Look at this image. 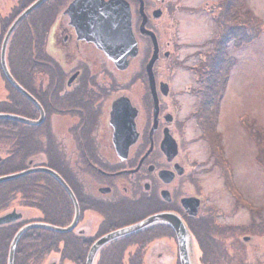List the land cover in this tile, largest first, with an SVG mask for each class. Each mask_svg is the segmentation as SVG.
Instances as JSON below:
<instances>
[{
	"label": "flooded vegetation",
	"instance_id": "1",
	"mask_svg": "<svg viewBox=\"0 0 264 264\" xmlns=\"http://www.w3.org/2000/svg\"><path fill=\"white\" fill-rule=\"evenodd\" d=\"M26 1L0 0L1 48L12 22L35 0L25 5ZM110 1L114 0H46L20 21L7 44V63L11 68L9 47L18 41L24 50L32 38V45L37 48L36 60L44 70L31 81L26 74L28 57L23 54L20 59L25 75L19 83L43 106L45 118L41 125L57 124L67 137L66 150L71 153L65 155L61 145L54 146L57 162H65L60 171L52 168L65 178L78 202L77 223L70 231L61 233H71L72 251L80 259L62 263L61 251L56 250L47 255L43 264H87L89 251L97 239L160 212L179 215L189 227L195 242V264H264V202L254 203L237 197L235 183L227 179L226 172L230 168L233 173V169L225 155L218 109V123L212 127L215 90L207 86L206 81L201 87L188 85L194 100L191 109L185 110L179 94L171 87L172 74L183 61L180 54L188 43L180 38L183 26L179 13L191 7L181 0H119L121 9L124 5L130 9L139 48L137 55L127 54L128 66L123 68L125 47L109 40L104 29L103 5ZM142 3L147 17L146 28L155 32L159 45V57L154 64L159 97L156 124L147 71L154 43L150 34L141 31ZM206 3L208 6L204 4L202 9L215 11L216 18L220 7L209 1ZM29 16L32 18L28 29ZM120 21L119 15L113 23ZM21 24L20 33L16 35ZM31 27L40 30L30 33ZM219 32L218 25L217 34L201 42L210 44V49L194 52L193 56L199 57V76L203 79V68L208 65V58L213 57L210 54L216 52L214 40ZM229 41L235 46L234 38ZM228 50L229 44L227 55ZM143 51L139 67L124 78V72ZM185 53L184 57H191L187 50ZM49 66L52 72L46 70ZM139 82L144 90L141 103L139 95H131L132 88ZM162 83L169 85L168 93L162 89ZM6 90L9 93L7 85ZM209 92L213 95L206 96ZM223 94L224 91L219 102ZM125 96L137 109V135L119 127L115 121V116L120 118L121 115H116L115 104ZM25 97L37 108L36 116L27 117L38 119L41 116L39 107ZM142 115L144 120H141ZM240 120L258 148L260 162L264 155L262 125L247 114ZM44 137L47 135H42ZM196 143H199L197 150L193 146ZM262 159L264 161L263 156ZM46 162L47 153L41 151L36 161L29 160L27 168L49 166ZM215 169H220L223 187L230 194L225 203L219 201L208 179V174ZM67 194L72 207L70 221L61 226L71 224L76 217V203L68 191ZM241 209L248 212L244 213V219L237 220ZM12 210L20 212L21 219L27 216L25 211L13 207L0 215ZM94 264H182L176 230L171 223L164 222L120 237L99 251Z\"/></svg>",
	"mask_w": 264,
	"mask_h": 264
},
{
	"label": "trees",
	"instance_id": "2",
	"mask_svg": "<svg viewBox=\"0 0 264 264\" xmlns=\"http://www.w3.org/2000/svg\"><path fill=\"white\" fill-rule=\"evenodd\" d=\"M31 0H27V5ZM221 11L217 14L216 19L220 27V34L214 40L216 52L211 53L208 58V65L203 68L204 81L207 86H212L214 91L215 108L213 112L212 127L217 126V107L219 98L224 91V86L228 81L226 72L220 70L222 64L227 61L226 48L231 38L235 39V45L242 47L246 43L252 42L259 37L261 20L258 16L252 14V10L246 7V0H223ZM22 9V8H21ZM36 16V13L33 14ZM29 16L27 23L28 29L31 21ZM22 24L17 29L16 35H19ZM39 29L31 27V32H37ZM34 38V37H33ZM245 40V42H241ZM22 51V52H21ZM25 54L28 57L26 74L34 81V78L40 70V63L37 62V48L32 45V38L27 41V46L21 49L19 42L15 43L8 50V59L10 61V70L13 75L22 83L25 75L22 66L21 56ZM207 61V60H206ZM48 72H52L51 66L47 67ZM0 71L6 78L9 98L0 100V111L13 112L26 116H36L37 108L15 88L4 74L1 63ZM27 88V87H26ZM209 92L206 96H211ZM28 101L27 105L25 102ZM2 106V107H1ZM50 124V123H49ZM44 123L39 126L27 125L24 122L12 119H0V175L21 171L29 166V160L38 159V154L43 151L47 153L46 164L58 169H62L65 160L57 162L56 153L52 146L46 147L41 145V135L49 130ZM47 138L49 137V134ZM46 147V148H43ZM41 148V149H40ZM263 156V155H262ZM227 179H230V172H226ZM19 208L25 211L27 216L23 220H17L9 224L0 225V264H8L9 251L12 239L15 233L25 223L35 220H44L47 222L66 225L70 221L69 212L71 213L70 199L65 188L49 173L34 172L19 178L8 180L0 183V213L7 209ZM32 209L40 211L39 214L33 215ZM71 233H61L44 227H35L26 231L21 237L16 252L15 264H43L47 255L56 250L61 251V262L66 260L78 261L80 259L72 251L70 243ZM62 244L63 246L61 247Z\"/></svg>",
	"mask_w": 264,
	"mask_h": 264
},
{
	"label": "rangeland",
	"instance_id": "3",
	"mask_svg": "<svg viewBox=\"0 0 264 264\" xmlns=\"http://www.w3.org/2000/svg\"><path fill=\"white\" fill-rule=\"evenodd\" d=\"M206 1L220 7L219 12L221 11L223 0H181V3L191 7L179 13L180 24L183 26L180 38L188 43L180 54L183 61L172 74L171 87H173L176 94H179L180 102L185 104V110L191 109L194 100V97L187 89L188 85L191 84L193 88H196L203 86L204 83L203 77L199 76L201 75L199 57L193 56L194 52L198 49H210V44L203 45L201 42L216 35L218 31V22L214 16L215 11L213 13L209 8L202 9V5L207 4ZM8 7L9 5L5 9L7 10ZM246 7L250 8L252 14L258 16L261 20V23H259L261 26L260 35L252 42L246 43L239 48L237 45L234 46L233 41H228L229 53L227 61L220 68L222 72L227 73L228 81L224 86V94L217 109L220 111L219 129L223 133L225 155L227 162H230L233 169V173H231L232 171L229 168V182L235 183V187H233L237 197L246 198L254 203H261L264 202V161L262 156L260 159L263 163L257 160L258 148L254 140L247 135L246 129L241 124L240 117H244L247 114L258 124L262 125L263 127L260 126V129L264 136V0H246ZM7 29L4 30L3 35H5ZM241 42H245V40L241 39ZM186 50L191 55L190 58L184 57ZM143 55L144 51L139 58L133 61L129 69L124 72V78L129 75L130 71H135L139 67ZM6 85V78L0 71V100L9 98ZM133 88L131 95H139L138 98L141 103L144 91L142 84L139 82ZM141 120H144L143 115ZM27 125L40 127L41 123ZM46 125L47 127L50 126L45 133L49 134V137L40 139L41 145L46 147H50V144L52 146L61 145L65 155H70L71 153L68 154L69 151L67 152L66 150L69 146L65 141L67 137H64L57 124L54 126V123L51 122L49 124L46 122ZM56 128H58L57 133ZM62 128L65 129L64 126ZM193 146L197 150L199 143ZM53 150L55 151V148ZM208 175L212 190L215 194L217 193L219 201L222 203L227 202L230 194L223 187V177L220 174V169L212 170ZM247 212V209H241L235 219H244V213ZM39 213L40 211L32 209L33 215Z\"/></svg>",
	"mask_w": 264,
	"mask_h": 264
},
{
	"label": "water",
	"instance_id": "4",
	"mask_svg": "<svg viewBox=\"0 0 264 264\" xmlns=\"http://www.w3.org/2000/svg\"><path fill=\"white\" fill-rule=\"evenodd\" d=\"M46 0H35L32 2L23 12L20 13V15L12 22L11 26L9 27L5 38L3 40L2 48H1V64L4 71V74L8 78V80L12 83V85L17 88L21 93H23L25 96H27L32 102H34L40 109L41 116L37 118H30L22 114L13 113V112H0V119H12L16 121H22L27 124H39L41 123L45 118V110L41 103L38 101V99L27 89L25 88L19 81L15 78V76L11 73L8 63H7V44L10 39V36L14 29L17 27V25L20 23V21L26 17L31 11H33L36 7L41 5ZM122 1V0H120ZM104 6V22H105V34L107 35V38L111 41H113L115 44L123 45L125 47V52L122 54L124 63L121 65L123 68H126L128 66L127 60H125V57L127 54H130L132 56L137 55L138 53V42L137 39L133 33L132 28V19H131V13L130 9L127 5H124L123 9H121V5L119 3V0H114L106 3ZM141 12L144 15V20L141 24V31L146 34H150L153 39L154 43V52L147 63V71L149 74L150 79V85L154 97L155 102V124L157 121V115L159 110V97L158 92L156 88V78L154 73V64L156 60L159 57V45L158 40L155 32L148 30L146 28V14L144 12V6L143 3L141 4ZM121 16V21L119 24L113 23L114 20L116 21V16ZM162 89L165 91V93H168L169 85L167 83H162ZM115 112L116 115L120 113V118H117L115 116V121L118 123L119 127L130 129L137 135L136 132V121L135 116L137 114V109L134 108L131 104L130 98L125 96L120 98L118 102L115 104ZM125 112H129L128 115H125ZM125 115V116H124ZM155 124L152 128V131L154 130ZM150 150V149H149ZM148 153V152H147ZM2 158L0 157V161ZM36 171H44L47 173H50L54 177H56L59 182L65 187V189L71 194L72 198L74 199L76 203V217L74 221L67 225V226H61L57 225L51 222L47 221H36L32 223H27L23 225L21 228L18 229V231L15 233L11 245H10V252H9V264H15V254L17 250L18 243L23 236V234L33 227H44L48 228L54 231L58 232H68L70 231L75 224L77 223L78 216H79V207L78 202L75 197L74 191L68 184V182L65 180V178L54 168L49 166H33L26 169H23L18 172H13L9 174L0 175V183L5 182L8 180H13L16 178H19L21 176H24L26 174L36 172ZM22 214L20 212H17L16 210H12L9 212H6L4 214L0 215V225L3 224H9L12 222H15L17 220L21 219ZM171 223L173 227L176 230L178 242H179V249H180V258L182 264H195V242L193 235L189 229V227L186 225V223L183 221V219L172 212H160V213H154L146 217L145 219L123 227L119 228L117 230L111 231L99 239H97L94 244L92 245L87 259V264H94L95 259L99 253V251L108 243L135 233L137 231L143 230L151 225L157 224V223ZM52 264H57L56 262Z\"/></svg>",
	"mask_w": 264,
	"mask_h": 264
},
{
	"label": "bare ground",
	"instance_id": "5",
	"mask_svg": "<svg viewBox=\"0 0 264 264\" xmlns=\"http://www.w3.org/2000/svg\"><path fill=\"white\" fill-rule=\"evenodd\" d=\"M20 122H22V121H20ZM23 216V215H22ZM32 222H36V220L35 221H30L29 223H32Z\"/></svg>",
	"mask_w": 264,
	"mask_h": 264
}]
</instances>
